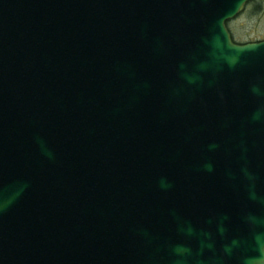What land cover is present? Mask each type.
<instances>
[{
	"label": "water",
	"instance_id": "1",
	"mask_svg": "<svg viewBox=\"0 0 264 264\" xmlns=\"http://www.w3.org/2000/svg\"><path fill=\"white\" fill-rule=\"evenodd\" d=\"M248 1L0 0V264H261Z\"/></svg>",
	"mask_w": 264,
	"mask_h": 264
},
{
	"label": "clouds",
	"instance_id": "2",
	"mask_svg": "<svg viewBox=\"0 0 264 264\" xmlns=\"http://www.w3.org/2000/svg\"><path fill=\"white\" fill-rule=\"evenodd\" d=\"M236 25H240L247 29V35L237 33L232 39V43L234 46H242L248 44L250 41L255 43L257 41H264V15L259 17H251L248 18L246 16L241 15L236 20H229L224 22V30L228 31L230 29H235ZM237 62L236 57L229 58L227 60L229 67H234ZM194 81L189 80V83H193ZM253 92L258 93L259 89L255 86L253 87ZM262 114H264V108L260 109L256 115L253 117L254 119H258ZM209 170H211V165L207 166ZM162 186L167 187L162 183ZM3 209L0 208V211ZM261 264H264V260H261Z\"/></svg>",
	"mask_w": 264,
	"mask_h": 264
},
{
	"label": "rangeland",
	"instance_id": "3",
	"mask_svg": "<svg viewBox=\"0 0 264 264\" xmlns=\"http://www.w3.org/2000/svg\"><path fill=\"white\" fill-rule=\"evenodd\" d=\"M257 3H260L261 5L259 9L255 8ZM241 15L246 16L248 18L259 17L264 15V0H254V2L251 3V5L249 6L245 5L243 11L232 20L238 19ZM230 32L233 39L237 33L247 35V29H245L240 25H236L235 29H230Z\"/></svg>",
	"mask_w": 264,
	"mask_h": 264
},
{
	"label": "trees",
	"instance_id": "4",
	"mask_svg": "<svg viewBox=\"0 0 264 264\" xmlns=\"http://www.w3.org/2000/svg\"><path fill=\"white\" fill-rule=\"evenodd\" d=\"M252 2H254V0H249V1L247 2L246 5L249 6V5H251ZM260 6H261L260 3H257L256 6H255V8H256V9H259ZM228 32H229V34H230V36H231V39H233L230 30H228ZM257 42H258V41H257Z\"/></svg>",
	"mask_w": 264,
	"mask_h": 264
}]
</instances>
